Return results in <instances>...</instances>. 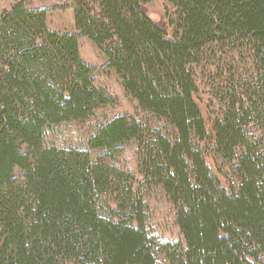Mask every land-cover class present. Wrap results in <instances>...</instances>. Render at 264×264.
<instances>
[{"label": "trees", "instance_id": "trees-1", "mask_svg": "<svg viewBox=\"0 0 264 264\" xmlns=\"http://www.w3.org/2000/svg\"><path fill=\"white\" fill-rule=\"evenodd\" d=\"M29 1L0 16V264H156L158 252L169 264L264 258V0H168L178 12L172 39L146 15L149 0H74V33L49 30L47 11ZM80 37L162 126L122 115L84 149L47 144L50 128L114 103L80 59ZM239 44L254 76L208 126L193 67L205 48ZM129 144L142 183L161 187L173 207L182 242L155 250L148 238L135 177L112 163ZM211 153L232 167L235 186ZM100 195L115 205L106 216Z\"/></svg>", "mask_w": 264, "mask_h": 264}, {"label": "rangeland", "instance_id": "rangeland-1", "mask_svg": "<svg viewBox=\"0 0 264 264\" xmlns=\"http://www.w3.org/2000/svg\"><path fill=\"white\" fill-rule=\"evenodd\" d=\"M95 2L96 0H89ZM20 0H0V16L9 11ZM94 4V3H93ZM27 9H45L47 28L54 32L74 33V0H32L24 4ZM92 10L96 6L90 5ZM146 15L156 24L162 26L169 39L176 32L178 19L177 9L168 0H149L143 6ZM79 55L82 62L96 69L93 75L94 85L114 98L113 105L103 107L84 123H66L52 127L47 132V144L57 147H77L84 149L87 137L97 127L118 116H129L151 126H162L149 115L143 114L134 100L124 91L118 77L112 70L104 68L106 60L100 49L86 37L78 39ZM255 64L253 55L246 46L239 44L236 49L214 45L203 50L199 64L193 67V80L197 87L196 99L208 126L216 118L223 116V110L230 96H241L242 86L248 84L254 76ZM259 128L254 132L260 135ZM210 131V129L208 128ZM136 146L126 145L122 152L115 156V166L131 172L135 177L134 190L138 192L144 203L143 219L145 232L153 242L154 249L164 242H182L183 237L176 225L175 212L161 187L146 186L138 170ZM208 156L221 180L227 186H235L237 179L232 167L220 158ZM141 183L143 185H141ZM107 196L100 195L97 210L101 216L109 214L115 205ZM156 264H169L164 255L155 253ZM252 264H264V258Z\"/></svg>", "mask_w": 264, "mask_h": 264}]
</instances>
